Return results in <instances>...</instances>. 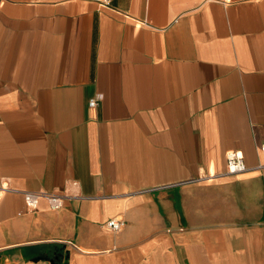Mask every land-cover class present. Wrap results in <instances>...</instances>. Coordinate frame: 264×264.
<instances>
[{
	"label": "crops",
	"instance_id": "obj_1",
	"mask_svg": "<svg viewBox=\"0 0 264 264\" xmlns=\"http://www.w3.org/2000/svg\"><path fill=\"white\" fill-rule=\"evenodd\" d=\"M107 1L0 0V264H264V0Z\"/></svg>",
	"mask_w": 264,
	"mask_h": 264
},
{
	"label": "built area",
	"instance_id": "obj_2",
	"mask_svg": "<svg viewBox=\"0 0 264 264\" xmlns=\"http://www.w3.org/2000/svg\"><path fill=\"white\" fill-rule=\"evenodd\" d=\"M111 1L108 0L107 4ZM101 97H93L89 101L90 107H98L100 103ZM261 152L264 157V144L261 146ZM264 166V163L261 164ZM248 168L246 166L244 160V153L241 150L231 151L227 154V169L226 174H237L246 171ZM2 189V188H1ZM4 190H11L10 187H3ZM14 190V189H12ZM24 196L26 199V203L31 210H35L38 208V205L42 198H46L48 200L49 206L54 209H61L65 204V198L61 194L49 193L47 191H24ZM126 221L122 217H113L106 221L105 226L108 230L112 232H119L125 226Z\"/></svg>",
	"mask_w": 264,
	"mask_h": 264
},
{
	"label": "water",
	"instance_id": "obj_3",
	"mask_svg": "<svg viewBox=\"0 0 264 264\" xmlns=\"http://www.w3.org/2000/svg\"><path fill=\"white\" fill-rule=\"evenodd\" d=\"M62 257V254L57 255L55 253V257L54 258H50L48 255H41L39 257H36V260H40L42 258H47L48 260H50L52 263H56V261H58L60 258Z\"/></svg>",
	"mask_w": 264,
	"mask_h": 264
}]
</instances>
